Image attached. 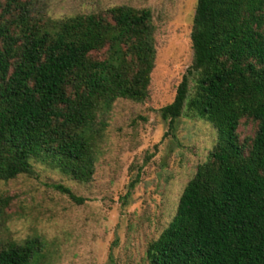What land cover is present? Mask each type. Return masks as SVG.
Here are the masks:
<instances>
[{"label": "trees", "instance_id": "trees-1", "mask_svg": "<svg viewBox=\"0 0 264 264\" xmlns=\"http://www.w3.org/2000/svg\"><path fill=\"white\" fill-rule=\"evenodd\" d=\"M31 3L0 0V180L32 173L37 161L87 182L113 101L147 97L150 11L114 5L51 18L35 15ZM191 23L190 66L159 114L171 129L184 107L215 139L146 258L264 264V0H196ZM241 120L254 123L251 137L239 138ZM7 202L0 196V212ZM42 246L38 236L0 243V264H48Z\"/></svg>", "mask_w": 264, "mask_h": 264}, {"label": "rangeland", "instance_id": "rangeland-1", "mask_svg": "<svg viewBox=\"0 0 264 264\" xmlns=\"http://www.w3.org/2000/svg\"><path fill=\"white\" fill-rule=\"evenodd\" d=\"M31 2L35 15L51 18L114 5L148 8L155 53L147 97L117 98L106 113L89 181L73 180L37 161H31L32 173L0 180V196L8 197L0 212V243L38 236L48 264H149L147 244L172 218L182 187L215 139L214 128L185 114L184 107L171 129L159 114L192 60L189 33L196 0ZM193 79L188 77V95ZM253 130L248 120L237 126L240 139Z\"/></svg>", "mask_w": 264, "mask_h": 264}]
</instances>
